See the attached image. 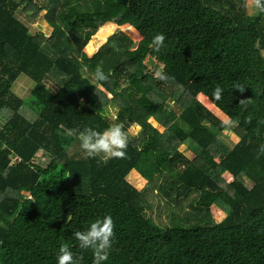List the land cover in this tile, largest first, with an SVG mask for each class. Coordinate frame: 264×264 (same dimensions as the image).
<instances>
[{
    "label": "trees",
    "instance_id": "trees-1",
    "mask_svg": "<svg viewBox=\"0 0 264 264\" xmlns=\"http://www.w3.org/2000/svg\"><path fill=\"white\" fill-rule=\"evenodd\" d=\"M20 8L35 20L45 12L49 36L32 33L16 17ZM114 24L141 39L117 32L93 56L84 51L99 29ZM157 33L166 37L159 51L151 46ZM155 60L169 79L155 77L148 64ZM97 66L106 83L92 79ZM22 74L35 84L27 99L12 92ZM169 101L180 114L166 110ZM5 108L0 264H57L63 244L92 264L91 249H81L73 234L106 215L115 237L104 264H264V155L257 156L264 143V13L247 14L245 0H0ZM113 123L140 131L128 136L125 157L107 164L70 156L79 141L58 134L61 124L103 131ZM234 129L238 143L217 148L218 134ZM40 150L47 165L35 161ZM133 170L146 180L141 189L127 181ZM156 189L185 196L190 208L175 209L168 222L159 210L154 219ZM212 206L223 212L219 221Z\"/></svg>",
    "mask_w": 264,
    "mask_h": 264
},
{
    "label": "clouds",
    "instance_id": "clouds-1",
    "mask_svg": "<svg viewBox=\"0 0 264 264\" xmlns=\"http://www.w3.org/2000/svg\"><path fill=\"white\" fill-rule=\"evenodd\" d=\"M249 3L254 5L256 12L264 13V0H245V7ZM165 39L164 34L157 33L152 39L151 46L159 51L164 47ZM155 77L161 81L169 79L161 70L155 72ZM92 79L97 83H106L109 77L101 67L97 66ZM222 93L223 89L219 85L213 90V96L217 100L221 98ZM59 129L62 131H58V134L75 137L79 141L80 148L86 158H99V163L107 164L112 159L124 158L126 155L128 135L122 124L113 123L103 131H97L92 127H85L83 130L68 128L63 124L59 125ZM260 155H264V143L259 146L257 156ZM114 228L115 223L112 217L106 215L103 218L95 219L86 230L73 234L81 249H91L92 264H104L108 260L115 237ZM56 260L57 264H81L82 257L75 256L71 248L63 244L58 249Z\"/></svg>",
    "mask_w": 264,
    "mask_h": 264
},
{
    "label": "rangeland",
    "instance_id": "rangeland-1",
    "mask_svg": "<svg viewBox=\"0 0 264 264\" xmlns=\"http://www.w3.org/2000/svg\"><path fill=\"white\" fill-rule=\"evenodd\" d=\"M245 11L247 14H255L256 13L254 5H252L251 3H249L248 6L245 7ZM44 13L45 12H42L40 14V16L35 20L32 18L31 14L26 13L22 8H20L16 12V17L23 24H25L30 29V31L32 33L35 34L38 32H43L44 34L49 36L51 28L48 26V23L43 18ZM102 31H103L102 28H101V30L99 29L98 32L96 33V35L92 38V40L89 41L88 44L90 45V48L87 47L88 44L86 47H84V51H86L91 56H93L98 51L100 46L103 43H105L109 37L113 36L117 32H122L124 34L129 35L132 38L133 42H135V43L141 39L140 33L133 28L132 29L130 27L128 28L127 25L116 26L114 24V26H109V29L106 30L105 32H102ZM157 63H158L157 60L148 61L149 68H152L154 73L157 70H161V66ZM121 83L123 84V82H121ZM34 85H35L34 82L29 77L22 74V75H20L17 82L14 84V86L12 88V92L22 99H27V98L31 97V92L34 88ZM45 85L50 90L56 91V86L52 82L46 80ZM109 96H111V95H109ZM154 99H157V98L154 96ZM198 99L205 107H207L209 110L213 111L217 117L221 118L223 121L228 122L227 118L225 116H223L218 111V109L212 108L211 106L204 104L203 100L200 99L199 96H198ZM164 107L166 108L167 111L173 112L174 114H180L182 111L181 108L179 106L175 105L172 101L167 102V104H165ZM23 113L28 118L34 116L27 107L23 109ZM117 114H118L117 111L113 110L112 113L110 114V117L115 119ZM9 116H11V112L8 109H6V108L1 109V111H0V128L5 124L6 118H9ZM151 123L154 126H156L160 132L164 131V128H162V126H159L155 121L151 120ZM139 131H140V128L137 125H132L131 127L128 128L127 135L133 138V137H136L138 135ZM218 139H219V144H217V148L218 147L219 148L220 147H226V149L227 148L231 149L238 143V141L240 140V136H239V132L235 131V129H234L233 132H221V133H219ZM182 150L184 152H186L187 154H189V151H186L185 147H182ZM69 154H70V156L83 155V152L80 148V144H78L77 142L72 143L71 147L69 148ZM192 158L194 159L195 156ZM49 160H50V157L47 155L46 151H44V150H40L36 156V159H35L36 162L42 163V165H47ZM218 160H219V158H218ZM134 175H135V177H134ZM223 178L227 183L232 181L231 176L224 175ZM137 180L139 181L138 184H136L134 182ZM127 181L129 183L131 182L130 184H132L137 189H141L142 186H144L146 184V183H144V181L141 180V177H139V175H136L133 173L129 177H127ZM246 183L249 187L252 186L251 183L249 182V180H247ZM158 184L159 183H157V185ZM168 192H172V194L170 195L171 198L166 193L160 191L159 189H156L153 191L151 198L154 201H156V200L158 201L157 203H153L154 209L152 211V216L154 219L158 218V211L159 210L160 211L163 210L162 215H161V220L164 222H168L167 217H170L171 213L175 209H179V207H186L185 210L190 208L187 205V201H183L185 196L181 197L180 199L179 198L177 199V198H175V195H177V193L170 191V190H168ZM210 212L212 213V219H214L215 221H219L221 219V217L223 216L222 215L223 212H221L215 206L211 207ZM148 214H150V212Z\"/></svg>",
    "mask_w": 264,
    "mask_h": 264
},
{
    "label": "crops",
    "instance_id": "crops-1",
    "mask_svg": "<svg viewBox=\"0 0 264 264\" xmlns=\"http://www.w3.org/2000/svg\"><path fill=\"white\" fill-rule=\"evenodd\" d=\"M182 147H185L186 148V151H189V154H187L186 152H184L183 150H182ZM180 151L181 152H183L184 154H185V156H187L188 158H190L191 160H194L192 157H196V155L194 154V152L193 151H191L189 148H188V146L187 145H182L181 147H180ZM192 157H191V156ZM136 174V175H139L136 171H131L130 173H129V175H128V177L131 175V174ZM134 177H135V175H134ZM139 177H141L140 175H139ZM142 178V177H141ZM135 179V178H134ZM140 179V178H139ZM136 184H138L139 183V181L137 180V181H134ZM131 183V182H130ZM144 183H146V180H144ZM143 187V186H142Z\"/></svg>",
    "mask_w": 264,
    "mask_h": 264
},
{
    "label": "built area",
    "instance_id": "built-area-1",
    "mask_svg": "<svg viewBox=\"0 0 264 264\" xmlns=\"http://www.w3.org/2000/svg\"><path fill=\"white\" fill-rule=\"evenodd\" d=\"M14 161H20L21 159L18 156L13 157Z\"/></svg>",
    "mask_w": 264,
    "mask_h": 264
}]
</instances>
